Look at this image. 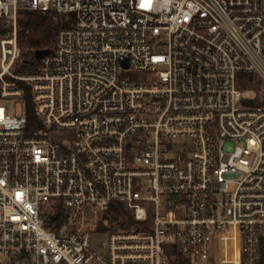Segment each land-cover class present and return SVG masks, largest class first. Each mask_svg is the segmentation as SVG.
Returning a JSON list of instances; mask_svg holds the SVG:
<instances>
[{
  "label": "built area",
  "instance_id": "built-area-1",
  "mask_svg": "<svg viewBox=\"0 0 264 264\" xmlns=\"http://www.w3.org/2000/svg\"><path fill=\"white\" fill-rule=\"evenodd\" d=\"M27 12L67 26L15 73ZM0 20V264H264V0H0Z\"/></svg>",
  "mask_w": 264,
  "mask_h": 264
},
{
  "label": "trees",
  "instance_id": "trees-1",
  "mask_svg": "<svg viewBox=\"0 0 264 264\" xmlns=\"http://www.w3.org/2000/svg\"><path fill=\"white\" fill-rule=\"evenodd\" d=\"M54 21V16L36 14V13H23L21 15V22L19 24V44L22 50L21 55V69L35 65L37 61L34 58V52L39 49H52L55 45L56 36L60 28L66 27L64 18H57ZM8 28L0 20V36L5 34ZM24 61H33L32 64H25ZM20 72V70H18ZM239 85L245 91L256 90L257 86L262 83L253 74L242 75L239 80ZM25 97L28 107V122L30 126L36 125L37 117L33 110L31 92L28 87H25Z\"/></svg>",
  "mask_w": 264,
  "mask_h": 264
},
{
  "label": "rangeland",
  "instance_id": "rangeland-1",
  "mask_svg": "<svg viewBox=\"0 0 264 264\" xmlns=\"http://www.w3.org/2000/svg\"><path fill=\"white\" fill-rule=\"evenodd\" d=\"M57 18H64V16H58ZM57 18H55L54 17V21L55 22H57L58 20H57ZM9 30V29H8ZM19 30V29H18ZM56 40H57V36H56ZM55 43H56V41H55ZM54 47V46H53ZM35 53V52H34ZM0 62H1V56H0ZM37 63H38V61H37ZM37 63L35 64V65H30V67H27V68H25V69H21V66H20V64L21 63H17L15 66H14V68H13V72H15V73H31V72H33L34 70H35V68H36V66H37ZM18 70H20V72H18ZM256 90H257V92H259V98L261 97L260 96V93H262V91H263V86L261 85V86H257L256 87ZM245 97L246 98H251V97H254V93L253 92H249V93H246L245 94ZM181 143V142H180ZM217 262H218V260H217Z\"/></svg>",
  "mask_w": 264,
  "mask_h": 264
},
{
  "label": "water",
  "instance_id": "water-1",
  "mask_svg": "<svg viewBox=\"0 0 264 264\" xmlns=\"http://www.w3.org/2000/svg\"><path fill=\"white\" fill-rule=\"evenodd\" d=\"M21 22V20H20ZM52 53V49H39V50H36L35 53H34V58L36 61H40L44 56L48 55ZM25 64H32L33 61H24Z\"/></svg>",
  "mask_w": 264,
  "mask_h": 264
}]
</instances>
